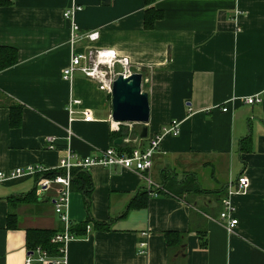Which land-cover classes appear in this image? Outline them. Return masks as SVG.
Segmentation results:
<instances>
[{"label": "crops", "instance_id": "crops-1", "mask_svg": "<svg viewBox=\"0 0 264 264\" xmlns=\"http://www.w3.org/2000/svg\"><path fill=\"white\" fill-rule=\"evenodd\" d=\"M71 6L78 9L64 20ZM150 6L161 12L150 30L142 28L145 0H15L0 7V47L17 54L0 71V172L27 165L52 171L66 151L80 160L115 146L111 133L128 124L111 122L109 94L78 71L70 80L62 76L74 51L114 52L141 75L149 107L146 137H137L142 125L121 131L120 146L146 148L170 120L180 130L162 136L153 156V195L140 197L144 174L85 170L90 192L69 191L67 217L69 227L89 230L66 242L64 264H264V99L239 101L264 91V0H152ZM72 27L97 38L70 43ZM70 98L90 121L69 117ZM10 105L21 107L17 126H9ZM239 177L245 184L230 196L237 225L228 233L218 218L220 201ZM35 179L0 181V264L27 258L42 264L26 231H61L52 209L59 186L42 191ZM134 200L144 206L127 209ZM8 215L14 228L6 227ZM166 233L179 240L166 246Z\"/></svg>", "mask_w": 264, "mask_h": 264}, {"label": "built area", "instance_id": "built-area-1", "mask_svg": "<svg viewBox=\"0 0 264 264\" xmlns=\"http://www.w3.org/2000/svg\"><path fill=\"white\" fill-rule=\"evenodd\" d=\"M76 7H69L62 12V18L64 20L71 19L72 13L77 10ZM72 33L70 35V43L85 40L87 43H91L97 38L96 32L81 33L75 27H72ZM117 64L120 67V72L114 73L113 66ZM78 71L83 78L92 80L97 84V88L105 93H110V86L112 81L118 74L127 76L131 73L129 69V62L126 58H117L114 52L108 50H98L95 48H87L82 52H72L68 65L62 70V76L66 80H70L73 73ZM264 99V91L261 94H254L247 98H241L239 101L245 105L259 104ZM80 103L73 98H70L66 104V111L69 117L74 115H80L81 120L88 122L91 120L90 114L86 110L74 111V107L79 106ZM226 108H221V112H226ZM189 111V109H188ZM180 123L176 120H170L166 126H164L160 132L148 139L146 148H131L128 153L117 152L114 148H106L104 150L96 151L92 155L80 159L73 160V156L66 151L65 154L59 159L56 169L62 170L61 175H56L51 178H42L43 173L48 172L41 165H27L22 167H15L8 172H0V181L6 179L16 178L23 175H32L37 178V187L40 190H44L50 184H57L60 188L58 194L52 200V209L54 214L58 217V220L62 226L61 231L55 233L50 242L58 245V256L51 258L46 252L39 247L33 249V253L37 256V261L42 264H64V246L66 242L72 239V235L68 231L69 221L67 217L68 207V194L70 191V174L69 171L73 168L80 170H86L91 166L101 167H118L119 169L130 171L137 174H144L146 186L145 191L147 195H153L151 193L152 183L150 182V171L152 168V160L154 154L158 151V146L162 136L176 137L179 134ZM46 145L51 148V142L47 140ZM73 160V161H72ZM245 184L244 178H237L236 183L232 188L228 187L226 195L221 199V211L218 218L225 223V230L231 233L233 228L237 225V220L234 217L235 207L230 201V196L239 191ZM89 227L85 226V231H88ZM138 252H144V243H140L138 246ZM29 263V259H26V264Z\"/></svg>", "mask_w": 264, "mask_h": 264}, {"label": "trees", "instance_id": "trees-1", "mask_svg": "<svg viewBox=\"0 0 264 264\" xmlns=\"http://www.w3.org/2000/svg\"><path fill=\"white\" fill-rule=\"evenodd\" d=\"M15 0H0V7H9L12 6ZM152 0H145L146 7L143 12V19H142V28L144 30H150L152 27V24L154 21L161 18V12L158 10H155L152 6H150ZM17 61V54L16 51L13 48L9 47H0V71L13 66ZM20 109L21 107L10 105L8 106L9 110V126H17L19 123V117H20ZM120 131L111 133L110 138L113 141L116 138H122L123 136L120 135ZM133 133V132H132ZM113 148L120 153H128L130 149L128 147H121L119 146H113ZM63 172L60 169L48 171L46 173H43L41 175L42 178H51L56 175H61ZM84 170H80L78 168H73L69 171L70 174V190L74 189L75 186L77 190L82 191L83 194H87L90 192V183L87 176L84 174ZM37 178L35 181H37ZM88 182L87 186H85V182ZM146 193L142 192L140 194V197L144 198V195ZM22 199V198H20ZM16 199V200H20ZM85 208L87 206V199L85 198ZM144 204H136L135 200L131 201L127 209H136L139 207H143ZM85 225L79 226V227H68L69 233H72L73 237L78 235V233H81L80 236H84L83 230H85ZM6 227L7 228H14V216L8 215L6 220ZM96 228L98 229H104L105 227L102 224H96ZM83 232V233H82ZM86 232V231H85ZM55 233L49 230H27L26 231V240L28 243V246L32 244V247H39L41 250L45 251L47 255L51 257H55L58 255V245L53 244L50 242L51 237ZM77 237V236H76ZM166 246H172L173 243H176L179 240V236L175 233H166L164 235ZM173 238V243H170V239ZM31 246V245H30ZM203 246V244H202Z\"/></svg>", "mask_w": 264, "mask_h": 264}, {"label": "water", "instance_id": "water-1", "mask_svg": "<svg viewBox=\"0 0 264 264\" xmlns=\"http://www.w3.org/2000/svg\"><path fill=\"white\" fill-rule=\"evenodd\" d=\"M103 5L108 0H101ZM111 122L142 125L137 134L138 139L146 137V128L143 126L148 121L149 107L147 94L141 91V75L130 73L127 76L118 74L110 86ZM121 138L113 140V145L119 146Z\"/></svg>", "mask_w": 264, "mask_h": 264}, {"label": "rangeland", "instance_id": "rangeland-1", "mask_svg": "<svg viewBox=\"0 0 264 264\" xmlns=\"http://www.w3.org/2000/svg\"><path fill=\"white\" fill-rule=\"evenodd\" d=\"M141 125H132V124H128V125H124L122 127H119L120 130L122 132H124L125 134H129L130 132H135L138 130V128H140ZM174 193H177V191H173Z\"/></svg>", "mask_w": 264, "mask_h": 264}]
</instances>
